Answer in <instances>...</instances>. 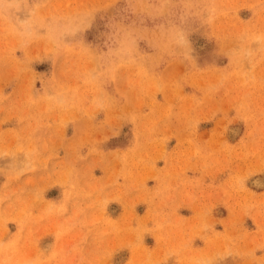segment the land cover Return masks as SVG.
Wrapping results in <instances>:
<instances>
[{
    "label": "rangeland",
    "instance_id": "obj_1",
    "mask_svg": "<svg viewBox=\"0 0 264 264\" xmlns=\"http://www.w3.org/2000/svg\"><path fill=\"white\" fill-rule=\"evenodd\" d=\"M15 2L0 264H264V0Z\"/></svg>",
    "mask_w": 264,
    "mask_h": 264
},
{
    "label": "clouds",
    "instance_id": "obj_2",
    "mask_svg": "<svg viewBox=\"0 0 264 264\" xmlns=\"http://www.w3.org/2000/svg\"><path fill=\"white\" fill-rule=\"evenodd\" d=\"M12 8H19V5L13 0V2H8V0H0V14L6 13L9 9ZM178 42H184L183 41V34H180Z\"/></svg>",
    "mask_w": 264,
    "mask_h": 264
},
{
    "label": "crops",
    "instance_id": "obj_3",
    "mask_svg": "<svg viewBox=\"0 0 264 264\" xmlns=\"http://www.w3.org/2000/svg\"><path fill=\"white\" fill-rule=\"evenodd\" d=\"M180 213L182 214V215H185V216H189L190 214H191V211H188V209H186V210H180Z\"/></svg>",
    "mask_w": 264,
    "mask_h": 264
}]
</instances>
